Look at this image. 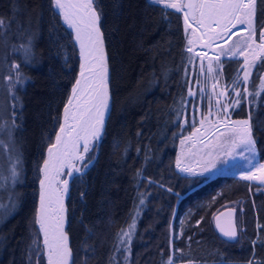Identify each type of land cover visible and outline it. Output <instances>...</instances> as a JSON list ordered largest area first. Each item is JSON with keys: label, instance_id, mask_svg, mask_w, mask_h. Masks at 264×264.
Returning <instances> with one entry per match:
<instances>
[{"label": "trees", "instance_id": "trees-1", "mask_svg": "<svg viewBox=\"0 0 264 264\" xmlns=\"http://www.w3.org/2000/svg\"><path fill=\"white\" fill-rule=\"evenodd\" d=\"M95 6L108 56L111 105L93 148L97 155L84 174L72 178L66 197L65 229L75 264H165L170 254L174 264H264V185L229 173L186 175L176 168L180 140L195 125L189 117L192 98L200 97L202 115L211 108L215 116L210 119L218 117L212 93L200 92L213 79L200 72L199 56L186 50L182 13L164 12L151 0H98ZM0 19L5 20L0 27V142L4 137L8 144L0 143V264H33V257L30 263L27 259L28 234L33 232L39 249L34 224L39 168L58 128L78 54L51 0H0ZM255 26L257 34L264 27L261 0ZM189 39L195 40L191 34ZM222 60L219 81L231 85L242 60ZM203 63L206 69L208 59ZM262 77L264 62L258 61L237 90L261 91ZM227 98V103L236 98L231 88ZM229 113L250 118L256 153L264 161V91ZM17 153L21 164L13 184L4 178L13 163L9 157ZM137 209L131 252H118L116 233L127 229ZM223 210L234 213L235 240L216 229L215 217Z\"/></svg>", "mask_w": 264, "mask_h": 264}, {"label": "snow or ice", "instance_id": "snow-or-ice-1", "mask_svg": "<svg viewBox=\"0 0 264 264\" xmlns=\"http://www.w3.org/2000/svg\"><path fill=\"white\" fill-rule=\"evenodd\" d=\"M97 2L98 0H51L55 13L74 32V40L79 46L81 62L79 75L72 85L71 93L63 107L62 117L59 119L58 129L55 130L54 141L49 143L46 158L39 168L41 179L35 224L43 236L42 251L47 264H75L69 246V238L65 231L66 208L64 200L69 191V179H61V176L75 178L84 174L92 164L95 158L88 154L97 146L101 138L105 117L109 111L108 66L103 34L99 26L100 13L95 6ZM151 3L161 6L164 12L171 9L174 12L182 13L185 33L191 28L193 36L199 33V39L205 42V47L216 46L217 54L214 57H207L206 69L203 63L206 53L199 54L201 73L206 71L210 78L217 79V76L222 75L223 72L222 57L228 59L244 57V62L237 70V76L232 84L217 93L218 96H227L228 88H231L236 98L223 105L217 99L218 118L215 123L210 119L213 113L209 108L207 114L203 115L200 120V127L193 125L192 132L181 138L182 148L191 141L200 143L204 148L216 151L220 155L241 156L248 165H251L242 173L241 179L264 184V164H253L257 149L250 118L245 120L228 118L230 108L234 109L239 106L242 100L247 99L248 96L255 100L264 91V77L261 78V91L249 93L246 86L242 92L237 90L240 85L247 84L257 62H264V27L259 30L258 43L256 39L255 18L258 0H151ZM4 25L5 20L0 19V27ZM238 33V40L227 48L216 43L222 40L224 44H227ZM193 43L192 39H188V45H193ZM186 50L188 53H192L193 48L187 47ZM25 51L29 52L30 49L25 48ZM250 51L251 59L245 55ZM192 62L193 57L189 56V63ZM213 62H215V67H213ZM13 67L18 68L19 66L13 65ZM240 72L243 73L242 77L239 75ZM196 82L200 83L199 80ZM17 83H23L19 72H17ZM216 87L217 84H213V88ZM204 91L205 89L201 87L200 92ZM189 95L195 96L196 93L190 88ZM13 117H15V113H13ZM184 123L187 124L188 121L185 120ZM15 127L13 119L12 128ZM209 136L212 139L208 141V144H204V140ZM245 153L248 155L245 156ZM208 155L211 156V151ZM9 158L13 160V163L9 170V177L4 179H10L15 184L19 178L17 167L21 164L20 155L17 153L15 157L10 156ZM176 164L177 167H180L179 156ZM206 165L202 166L203 172H208L216 167L213 159H208ZM181 170L193 173L191 168L185 167ZM149 182L152 183V181ZM140 203L143 204L144 200L141 199ZM2 207L3 205H0V208ZM138 212L137 209L136 214L132 217V223L128 225L127 229H121L116 233V250L118 252L124 251L130 254V244L135 233ZM199 223L200 221H197V224ZM216 227L228 240H235L238 236L235 223H231L226 229L221 226L217 217ZM258 227L261 226L258 225ZM34 243L36 242L34 241ZM255 243L253 241L254 245ZM175 251L182 253L181 249H175ZM40 255L41 251L38 249L37 256ZM125 261H128V256H125ZM36 264H40L39 259ZM165 264H174L173 254L169 255ZM187 264H193V262L188 261ZM248 264H257V262L250 260Z\"/></svg>", "mask_w": 264, "mask_h": 264}, {"label": "rangeland", "instance_id": "rangeland-1", "mask_svg": "<svg viewBox=\"0 0 264 264\" xmlns=\"http://www.w3.org/2000/svg\"><path fill=\"white\" fill-rule=\"evenodd\" d=\"M60 19H61V17H60ZM190 34H191V36H193L191 28L187 32V39H189ZM238 38H239V33L237 36H233L232 39L230 41H228L227 44H224V42L222 40L217 41L216 43L227 48L228 46L232 45L235 41H237ZM194 39L195 40H194L193 45H189V47H192L194 53H196L198 56L201 53H206L205 58H207V57H211L210 56L211 54H213V57L217 54V50H216L215 45H213L212 47H205V42L199 39V33H197L194 36ZM256 39H257V43H258L259 42V32L257 34ZM253 47H255V46H253ZM245 55L249 59H251V57H252L251 51L249 53H246ZM239 58H241L242 64H243L244 57H239ZM207 64L208 63H206V65ZM213 67H215V62H213ZM240 76L241 77L243 76L242 72L240 73ZM213 84H217V87L215 89L213 88ZM227 86L222 85L219 81V77L217 76V79H213L212 81L206 83L204 89L206 88L205 90H208L212 93L213 101L216 102V100L219 99L221 104L223 105V104L228 102V98H227V96H218L217 93L223 91ZM229 89L230 88H228V90ZM192 99H193L192 100L193 108L191 109V112L189 114L190 121H192V123L194 122L195 127H200V120L202 119L203 115L207 114V112H205L203 115L200 113V111H202L204 109L202 107L200 97H198V100L195 99L196 102H194V98H192ZM214 107H216V105H214ZM216 110H218L217 107H216ZM193 111H195V112H193ZM212 113H213L212 116H215L213 111H212ZM217 118L218 117L213 119L212 122L215 123ZM228 118L231 120H242V119L232 118L230 116ZM192 129H193V127H192ZM192 129L187 135H189L192 132ZM201 131H204V129H201ZM221 131H223V129H221ZM210 139H212L211 136H209L208 139H205L204 144H208V141ZM6 141L7 140L3 137L2 138V145L5 144L8 146ZM3 149H4V146H3ZM209 151H211V156L208 155ZM89 154H90V157H94V154L92 152ZM244 155L247 156L248 154L245 153ZM178 156L180 157V167H177V164H176V168L178 171H180L181 173L186 174V175L198 174V175H202V176H205V175L213 176V175H216L219 173H227V174L229 173V174L235 175L236 178H241L242 173L251 167V165H248L247 161L241 156L233 157V156L220 155L216 151H212L209 148H204V146L200 143H194L191 141L186 143L183 146V148H182L181 144L179 143L177 157ZM208 159H213L215 164H216V167L211 169L208 172H203L202 166H207L206 161ZM253 164H264V162H262L261 160L258 159L257 153H256V159L253 161ZM185 167L193 169V173H195V174L182 171L181 169L185 168ZM249 182H258V181H249ZM262 185H264V184H262ZM217 217L219 218V223L225 222L229 219V217L227 215H225V213H221L215 217V223L214 224H217ZM34 241L36 242L37 239H36L35 235H33V232H32V233L28 234V242L30 244L28 243L29 249H28L27 259H28V263H30V259L33 257V259H34L33 264H36L38 247H37V244L34 243Z\"/></svg>", "mask_w": 264, "mask_h": 264}, {"label": "bare ground", "instance_id": "bare-ground-1", "mask_svg": "<svg viewBox=\"0 0 264 264\" xmlns=\"http://www.w3.org/2000/svg\"><path fill=\"white\" fill-rule=\"evenodd\" d=\"M60 17V16H59ZM61 20V23L65 26V28L66 29H68L70 32H71V34L72 35H74V32L72 31V29H70V28H68V26L66 25V24H64V22H63V20H62V18L60 19ZM99 26H100V28H101V25H100V22H99ZM72 40H73V42H74V44H75V47H76V51H77V54H78V64H77V71H76V75H75V78H74V80H73V82H72V84H71V86H70V88H69V92H68V95H67V98H68V96L70 95V93H71V88H72V85L75 83V80L77 79V77H78V75H79V71H80V55H79V46H78V44L74 41V39L72 38ZM105 42V41H104ZM110 91V90H109ZM67 98H66V101H67ZM66 101H65V103H66ZM110 102V101H109ZM64 103V104H65ZM63 107H64V105L62 106V108H61V115H60V118L62 117V113H63ZM106 118V117H105ZM59 126V125H58ZM48 147V146H47ZM82 150V149H81ZM91 152H93V150L91 151ZM90 152V153H91ZM94 154H96L97 155V152H95ZM46 155H47V150H46V152H45V157H44V159L46 158ZM96 157V156H95ZM43 159V160H44ZM94 161V160H93ZM42 164H43V162H42ZM42 164H41V166H42ZM92 165V164H91ZM90 168V167H89ZM88 168V169H89ZM87 169V170H88ZM86 170V171H87ZM65 171H67V170H65ZM40 179H41V173H40V176H39V179H38V194H37V202H36V207H35V213H36V210H37V208H38V206H39V191H40V185H39V181H40ZM61 179H69L67 176H61ZM66 196H67V194H66ZM66 196H65V200H64V204L66 203ZM231 215V214H230ZM231 220V218L229 219V220H227V221H230ZM226 222V221H225ZM34 224H35V214H34ZM35 228H36V232H37V237H38V245H39V250L41 251V255L38 257L37 256V260L39 259V261H40V263L41 264H47V261H46V257L43 255V243H42V241H43V236H42V234L41 233H39V231H38V226L35 224ZM65 231H66V229H65ZM67 233V232H66ZM219 233V232H218ZM220 234V233H219ZM221 235V234H220ZM222 236V235H221ZM223 237V236H222ZM223 238H225V237H223ZM227 239V238H226ZM70 246V245H69Z\"/></svg>", "mask_w": 264, "mask_h": 264}, {"label": "water", "instance_id": "water-1", "mask_svg": "<svg viewBox=\"0 0 264 264\" xmlns=\"http://www.w3.org/2000/svg\"><path fill=\"white\" fill-rule=\"evenodd\" d=\"M101 29V28H100ZM101 32H102V30H101ZM72 38L74 39V35H72ZM104 39V38H103ZM75 41V40H74ZM104 47H105V42H104ZM105 52H106V49H105ZM106 59H107V66H108V91H109V77H110V70H109V65H108V56H107V52H106ZM109 96H110V101H111V95H110V91H109ZM110 105H111V103L109 102V110H110ZM108 114H109V111H108V113L106 114V118H105V122H106V119H107V116H108ZM104 126H105V123H104ZM103 130H104V128H103ZM103 133V132H102ZM54 138H55V135H54ZM100 140H101V138H100ZM100 140H99V142H100ZM53 141H54V139H53ZM99 142H98V144H99ZM97 144V145H98ZM46 150H47V147H46V149H45V152H46ZM95 156H96V154H94V158H95ZM45 157V156H44ZM93 163V162H92ZM91 166V165H90ZM89 166V167H90ZM71 180H72V178H69V186H70V182H71ZM68 194V193H67ZM67 197V196H66ZM65 208H66V213H65V227H66V224H67V206H66V203H65ZM223 213H225V215H227L228 217H229V219L231 218V220L230 221H226V222H222V223H220L221 224V226H223L224 228H228L229 226H230V224L231 223H235V218H234V213H232V211L231 210H223ZM230 213H231V215H230ZM228 219V220H229ZM235 226H236V223H235ZM216 229H217V231L220 233V231H219V229L216 227ZM221 235H222V233H220ZM68 235V234H67ZM223 236V235H222ZM68 238H69V236H68Z\"/></svg>", "mask_w": 264, "mask_h": 264}]
</instances>
